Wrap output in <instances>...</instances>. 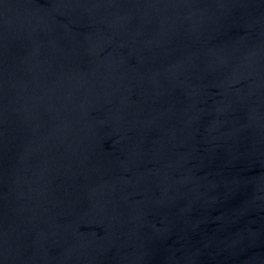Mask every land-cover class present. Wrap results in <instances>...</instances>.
I'll list each match as a JSON object with an SVG mask.
<instances>
[{"label":"water","instance_id":"water-1","mask_svg":"<svg viewBox=\"0 0 264 264\" xmlns=\"http://www.w3.org/2000/svg\"><path fill=\"white\" fill-rule=\"evenodd\" d=\"M0 264H264V0H0Z\"/></svg>","mask_w":264,"mask_h":264}]
</instances>
